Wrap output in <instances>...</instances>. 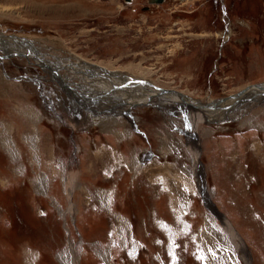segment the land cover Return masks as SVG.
I'll return each instance as SVG.
<instances>
[{"label": "rangeland", "instance_id": "rangeland-1", "mask_svg": "<svg viewBox=\"0 0 264 264\" xmlns=\"http://www.w3.org/2000/svg\"><path fill=\"white\" fill-rule=\"evenodd\" d=\"M148 1L0 0V264H264V0Z\"/></svg>", "mask_w": 264, "mask_h": 264}, {"label": "bare ground", "instance_id": "bare-ground-1", "mask_svg": "<svg viewBox=\"0 0 264 264\" xmlns=\"http://www.w3.org/2000/svg\"><path fill=\"white\" fill-rule=\"evenodd\" d=\"M26 45H30L29 48H32V51H33L34 46L29 41H27V40L20 39V38H16V37H13V36L12 37H10V36L9 37H4L2 35L0 36V50H2L3 52H5V54H10V53L11 54H15V55L25 54L26 53L25 51L27 49L26 48L27 47ZM27 55H29V54H27ZM0 60H1V58H0ZM58 62L60 64H55V66L53 65L54 66V69H58L57 66H63L64 67V66H67V65L71 64L74 67V70H72V71H75L78 74H82L81 71L75 69V68L79 69L78 67H79L80 61H78V63H77L78 66H77V64H74V63H69V64H65L64 65L60 61H58ZM38 63H41L39 59H38ZM47 63L49 64V62H47ZM49 66H51V65L49 64ZM97 68H98V70L104 72V74L106 76L113 77V76H111V73H109L108 71H105L103 69H100L99 67H97ZM47 69L49 70V67ZM126 69H130L131 70V68H126ZM91 70L94 71V70H97V69L94 66L88 67V71L91 72ZM113 75L115 76V74H113ZM117 75L119 76L120 74L117 73ZM53 77L56 78V79H60V75H58V74H53ZM109 83L111 84L112 87L114 85H116V84H120V83H118L117 81H114V80L111 81V82H109ZM122 83H124L125 85L127 84V86H128V82H122ZM133 85H135V82L133 83ZM159 91H160V89H159ZM170 92L171 91H164V92L158 93L157 96H159L161 94H167V93H170ZM177 97H178V99H174L177 103L178 102H181L184 106L191 107V108L192 107L193 108L195 107L196 110L197 109H200L201 107H204V109L206 110V113H208V110H209L208 108L218 110L220 107H222V105H224L223 103H227L228 102V100H227V101H225L223 103L219 102V103L199 104V103L190 101L189 99L181 96L180 94L179 95L177 94ZM238 97L239 98L235 97L234 99H237V100H234V101L237 102V101L243 100V98L244 99H248V100H254V101H256L257 99H259V101L264 100V83L263 84H259L258 87H254V86H253V88L252 87H248L246 90H244L241 93H239ZM139 103H141V102H139ZM131 104H133V100H132V103L127 104V106L129 107ZM201 113H203V112H201ZM206 113L199 114V115H198V113L197 114H194L192 116L193 118H190V117H187V116L184 117V119H185V126H186L185 128H186V130L188 132L187 134H188L189 140L192 139V137H193V129L195 128L196 123L197 122L208 121L206 119L207 117L205 116ZM26 119H27V117H26ZM27 121H29L31 123L32 122L34 123V121H35V113L34 112H32V111L29 112ZM107 125H109V124H106V126ZM188 144H189V147H193L195 145V142L191 140V141L188 142Z\"/></svg>", "mask_w": 264, "mask_h": 264}, {"label": "water", "instance_id": "water-1", "mask_svg": "<svg viewBox=\"0 0 264 264\" xmlns=\"http://www.w3.org/2000/svg\"><path fill=\"white\" fill-rule=\"evenodd\" d=\"M162 0H149L148 2L149 3H159V2H161ZM6 58V56L5 55H3V56H0V58ZM254 85H256V86H259V83H256V84H254ZM164 91H167L166 89H160V91H159V93H161V92H164ZM200 193V195H201V197H202V199H203V202L205 203V201H204V198H203V196H202V192H199Z\"/></svg>", "mask_w": 264, "mask_h": 264}, {"label": "flooded vegetation", "instance_id": "flooded-vegetation-1", "mask_svg": "<svg viewBox=\"0 0 264 264\" xmlns=\"http://www.w3.org/2000/svg\"><path fill=\"white\" fill-rule=\"evenodd\" d=\"M1 53H3L5 55V52H3L2 50H0Z\"/></svg>", "mask_w": 264, "mask_h": 264}, {"label": "snow or ice", "instance_id": "snow-or-ice-1", "mask_svg": "<svg viewBox=\"0 0 264 264\" xmlns=\"http://www.w3.org/2000/svg\"><path fill=\"white\" fill-rule=\"evenodd\" d=\"M209 251H211V250H209ZM213 255H215V253H212Z\"/></svg>", "mask_w": 264, "mask_h": 264}]
</instances>
